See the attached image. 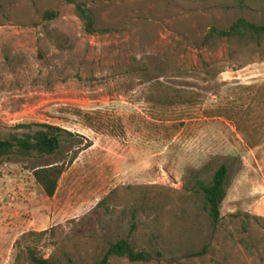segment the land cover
Segmentation results:
<instances>
[{
    "label": "rangeland",
    "instance_id": "rangeland-1",
    "mask_svg": "<svg viewBox=\"0 0 264 264\" xmlns=\"http://www.w3.org/2000/svg\"><path fill=\"white\" fill-rule=\"evenodd\" d=\"M76 3L99 31L84 30ZM238 17L264 22V0H0V133L65 130L56 154L0 157V264H30L28 246L54 264H88L120 238L152 259L113 264H264V60L244 63L249 50L234 41L199 42ZM156 83L191 103L146 101ZM78 147L45 196L33 169ZM222 163L229 183L213 224L196 182ZM150 187L178 205L135 212ZM114 188L121 204L98 207Z\"/></svg>",
    "mask_w": 264,
    "mask_h": 264
},
{
    "label": "trees",
    "instance_id": "trees-1",
    "mask_svg": "<svg viewBox=\"0 0 264 264\" xmlns=\"http://www.w3.org/2000/svg\"><path fill=\"white\" fill-rule=\"evenodd\" d=\"M191 1V0H187ZM75 11L78 18L83 23L84 30L87 33L99 31L95 24L93 12L83 3L75 4ZM53 11H47L45 17H50ZM234 41L239 48L249 50L246 64L251 63L254 59L264 60V22L248 20L244 17H238L226 27L211 26L208 31L200 37V45L212 47L218 42ZM70 41V40H69ZM58 46L64 47L68 43L66 36L57 38ZM222 70H219V72ZM168 87L161 83H156L144 93V99L150 103L161 106H172L191 103L192 96L181 93L178 89ZM22 131H8L0 133V157L7 156H28L37 154L40 156L53 155L59 152V146L62 133L65 130L48 123H26L18 124ZM85 147V146H83ZM80 148L72 152L66 163H53L36 167L32 171L35 182L40 186L43 194L52 197L57 189L58 181L64 171L65 165L72 163L76 158ZM210 171V164L206 163L200 168V172ZM197 190L201 194V202L211 223H217L220 217V205L227 194L229 183V167L227 164H220L209 180L198 179ZM121 204V200L116 194V189L110 190L98 203V207H104L107 210H114ZM177 206L178 201L175 197L164 193L161 190L152 187L145 189L138 198L135 212L148 217L162 209L170 206ZM134 210L130 212L133 215ZM46 230L30 231L28 234L42 237ZM27 259L30 264H54L51 258L38 256L35 248L28 246L25 250ZM116 257L126 259L132 263H147L151 261V251L141 247L135 242L125 238L116 239L108 243L103 253L93 259L88 264H113L111 258ZM20 256H16V262H19ZM115 264V263H114ZM119 264V263H118Z\"/></svg>",
    "mask_w": 264,
    "mask_h": 264
}]
</instances>
